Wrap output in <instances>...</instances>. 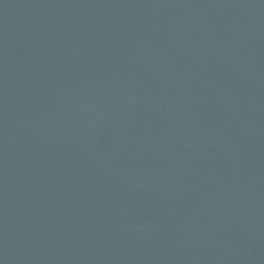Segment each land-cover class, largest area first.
Instances as JSON below:
<instances>
[{"label": "water", "instance_id": "water-1", "mask_svg": "<svg viewBox=\"0 0 264 264\" xmlns=\"http://www.w3.org/2000/svg\"><path fill=\"white\" fill-rule=\"evenodd\" d=\"M0 264H264V0H0Z\"/></svg>", "mask_w": 264, "mask_h": 264}]
</instances>
